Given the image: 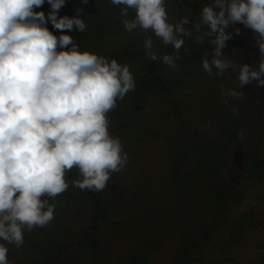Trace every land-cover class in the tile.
<instances>
[{
  "label": "clouds",
  "instance_id": "1",
  "mask_svg": "<svg viewBox=\"0 0 264 264\" xmlns=\"http://www.w3.org/2000/svg\"><path fill=\"white\" fill-rule=\"evenodd\" d=\"M47 3L51 11L46 16L35 11L45 0H0V264H11L9 245L22 247L26 231L54 220L59 201L50 200L69 189L67 173L78 170L71 186L99 192L129 163L121 138L110 133L108 114L136 89L130 66L81 51L66 33L84 32L83 17H60L66 0ZM110 3L123 6L125 31H151L173 47L172 53L158 55L152 36L146 37L145 55L151 60L176 70L181 49L187 52L186 38L203 44L207 37L215 47L201 60L206 74L223 77L233 70L239 89L252 82L264 87V0H211L197 21L185 16L178 23L170 21L166 0ZM130 10L135 13L131 19ZM49 21L61 35L49 30ZM237 23L256 36L260 61L254 66L224 55L232 39L229 29ZM221 90L225 98L244 94ZM243 136L241 131L238 138Z\"/></svg>",
  "mask_w": 264,
  "mask_h": 264
},
{
  "label": "trees",
  "instance_id": "2",
  "mask_svg": "<svg viewBox=\"0 0 264 264\" xmlns=\"http://www.w3.org/2000/svg\"><path fill=\"white\" fill-rule=\"evenodd\" d=\"M122 7L112 5L110 0H87V3L84 0H66L58 14L83 17L87 24L86 30L68 32L78 45H83L82 40L93 33L91 26L94 24L91 21H103L112 28L125 30L120 17ZM35 11H43L47 16L51 7L45 0V4ZM134 16V11L130 10L128 18ZM46 26L56 35V29L50 21ZM141 32L144 31L129 33L133 36ZM214 47L205 40L200 47L192 48L190 55L181 59L182 67L174 83H168L160 74L164 64L150 58L145 59L142 66L136 65L132 71L135 82L148 76L155 79V84L162 89V99L165 98L169 105L153 113L151 121H157L158 127H152L149 121L146 126L138 125L132 132V123L124 124L121 140L129 155L127 166L139 161L141 151L133 146L136 155L131 153L126 140L139 134L135 140L144 144L147 132L152 130L151 138L163 140L169 146L171 156L167 180L171 188L162 192L167 198L160 196L158 202L147 197L144 190L148 186L142 176L130 173L129 180H124L130 186L123 197L130 196L132 201H138V206H147L146 209L141 207L138 210L132 206L139 222L143 224L137 223L126 228L142 235L140 244L128 252L130 257L118 260L112 254L111 243L108 244L104 238L100 223L107 220L112 208L104 201L102 191H90L94 196V214L87 228L78 230L73 224L62 221L58 210L68 200L73 201L78 196L69 187L55 201L50 200L53 203L59 201V204L55 218L48 226L37 227L30 233L26 231L24 244L20 248L9 245L8 258L11 264H146L155 245L174 233L180 236L182 264H213L209 256L228 250L234 243L245 239L249 232L264 231V215L258 208L238 211L241 193L237 183L242 177L251 182L264 181V87L258 88L252 82L239 89L237 73L233 70L226 72L223 77L206 74L201 60ZM223 51L225 57L238 64L242 62V51H236L230 41H227ZM172 52L171 45L162 44L157 54ZM127 56L128 52L124 50L117 59L127 61ZM189 69L195 70L196 76L187 77ZM222 87L224 90L235 88L244 94L239 99L225 98ZM233 109H238L239 114H235ZM241 131L243 139L238 138ZM228 165L231 176L226 178L225 168ZM69 177L71 175L67 174V179ZM119 186L110 179L106 188L117 189ZM170 190L172 194L169 196ZM150 206L151 210L148 209ZM154 227L158 228L155 229L157 232L154 237L142 232L143 229L152 230ZM143 246L148 249H143ZM260 247L264 248L262 245Z\"/></svg>",
  "mask_w": 264,
  "mask_h": 264
},
{
  "label": "rangeland",
  "instance_id": "3",
  "mask_svg": "<svg viewBox=\"0 0 264 264\" xmlns=\"http://www.w3.org/2000/svg\"><path fill=\"white\" fill-rule=\"evenodd\" d=\"M210 2L211 0H200L199 3L197 0H166L170 21L178 23L182 17L187 16L190 20L194 18L195 22L199 19L202 7ZM196 4L198 5L197 7H195ZM58 15L63 16L62 13ZM91 22L94 24L91 26L93 33H90L89 36L99 37V39H90L88 36L87 39L82 40L83 45H78L80 50H89L109 59L115 58L119 63L129 65L131 71L135 69L136 65L140 64L142 66L145 62L144 60L148 59L145 55L144 48L146 37L152 36L153 50L156 52H158V49L163 44L151 31L141 32L138 35L132 36V33L126 32L123 29L120 30V27L118 29L112 28L110 24H106L103 21L100 23L95 21ZM235 28L240 29L238 34L235 32ZM229 31L232 32V39L229 40L232 46L236 51L240 50L243 53L241 63H247L251 66L258 64L260 61V53L258 48L255 47L256 36L254 33L240 23H237L234 28H230ZM61 34L59 30H56L57 36ZM89 39L92 43H90ZM205 40L209 42V38L206 37ZM195 46L200 47V44L196 43L194 39L187 38L185 44L187 52L181 49V56L185 58L189 56L192 48ZM124 50L128 52V56L125 57L127 61L123 59L118 60V55ZM180 62L181 60L177 62L178 68L176 70L166 65L163 66L160 74L168 83L175 82L176 76L182 67ZM192 75L196 76L195 70L189 69L187 77ZM135 83V91H130L123 101L117 103L116 109L108 114L110 133L113 136L122 138L124 124L126 122L132 123V132L136 130L138 125L141 127L146 126L149 121L152 123V127L160 126L157 121H151L153 119V113L164 110L167 104L169 105V102L165 98L162 99V89L155 84V79L148 76ZM149 128L151 129V126ZM152 133V130L147 132L145 141H143L144 144L136 142L135 139L139 134H136L132 139L126 140L129 142L127 147L131 153L133 152L135 154L133 146L135 149L141 151L139 161L133 163L130 167L126 165L119 173L112 174L111 179L120 185L119 188H105L101 194L104 201L107 205H110L112 210L107 220H102L103 222L100 223V228L105 235L104 238L107 240V243H111L112 254L118 260L130 257L128 252L140 244L142 235L136 231L127 230L126 228L128 226L133 227L137 223L142 226L143 223L139 222L138 216L136 215L137 212L134 209L138 210L141 207L142 209H146L147 207L138 206V201H132L130 196L123 197V193H128L127 189L130 186L124 180H129L130 173H136L142 176L146 186H148L144 190L147 197L158 202H160V196L164 195L167 198L162 192L171 188L167 180L171 156L168 150L169 146L163 140L151 138L150 135ZM124 150L127 151V148L125 147ZM236 158L237 160L239 159V154H237ZM67 174L71 175L68 178L70 189L77 192L78 196L73 201L68 200V203L58 211L60 216L63 217L62 221L73 224L78 230L85 229L88 227L94 214V196H92V191L90 192V190H80L71 186V182L79 178L77 169H73ZM225 176L226 178L231 176L229 165L225 168ZM120 181L124 182L120 183ZM237 183L238 191L241 193V203L238 211L245 212L258 208L261 215H264V181L251 182L242 177L238 179ZM168 192L170 196L172 191L170 190ZM148 209L151 210V206ZM127 221L132 224L128 225ZM155 229L158 228L154 227L152 230L147 228L143 229L142 232L146 236L154 237L157 232ZM129 232L134 233L132 234L133 236ZM162 241L160 243L161 245L159 243L155 245L146 264H182L183 262H180V260L183 256V251L180 247V236L176 233L170 234L165 236ZM260 245L264 247V231L249 232L245 239L234 243V246L228 248L226 251L222 250L217 255L209 256L211 259L208 260L213 264H264V248H261ZM143 249L147 250L148 248L143 246Z\"/></svg>",
  "mask_w": 264,
  "mask_h": 264
}]
</instances>
